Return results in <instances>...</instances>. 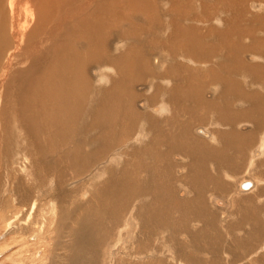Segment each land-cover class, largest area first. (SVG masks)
I'll use <instances>...</instances> for the list:
<instances>
[{
    "label": "bare ground",
    "instance_id": "6f19581e",
    "mask_svg": "<svg viewBox=\"0 0 264 264\" xmlns=\"http://www.w3.org/2000/svg\"><path fill=\"white\" fill-rule=\"evenodd\" d=\"M263 76L264 0H0L2 219L49 264H264Z\"/></svg>",
    "mask_w": 264,
    "mask_h": 264
},
{
    "label": "rangeland",
    "instance_id": "374dc122",
    "mask_svg": "<svg viewBox=\"0 0 264 264\" xmlns=\"http://www.w3.org/2000/svg\"><path fill=\"white\" fill-rule=\"evenodd\" d=\"M197 136L201 137L198 134H197ZM201 138H203V137H201ZM258 148L261 150L260 147H258ZM8 193L9 192H6V194L4 196V199L7 197ZM10 197H11V194H10ZM10 197L8 198V200L10 199ZM15 207H17L16 204H15ZM212 207L216 208V207L213 206V204H212ZM17 208H18V210L23 212L19 207H17ZM9 211L7 212L5 221L2 219V216L4 215V213H3V211H0V264H26L23 261L19 260V258H20L19 256H14V253L18 252L22 248H27V252H29V254H27L25 256H24V253L22 254L23 255V259L28 261L29 264H49V260H48V254L49 253H48V251L50 252L51 248H52L51 247V245L53 243L52 236H50L48 234H46L45 236H42V237L40 236V240L36 244L37 246H34L31 243H28V244L26 243L25 245H23V243H25V242L24 241L22 242V240H20V239L15 240L16 237H19V236H17L16 234H13L14 230L11 231V229H14V226H15V223H16V219L12 217V214L9 213ZM12 211L16 212L15 210H12ZM17 214L19 216L20 212L17 213ZM23 239H25V238H23ZM22 245H23V247H22ZM37 247H42V248L46 249V251H47V257L43 261H39V260H37L34 257V252H36V250H37L36 248ZM221 251H223V252L220 253V258H218L217 256H215L213 254H209V255L206 254L204 256V260L207 263L209 261V262H216V263H221L222 262L223 264H225V263L226 264H228V263L232 264V260L230 262L226 261L225 257H224L225 254H227V253L232 255L228 251V249L224 248ZM193 253L196 255V257L200 256V254H198L196 252H193ZM209 256H210V258H209ZM182 262H184V261H182ZM184 263H187V262H184Z\"/></svg>",
    "mask_w": 264,
    "mask_h": 264
},
{
    "label": "clouds",
    "instance_id": "9594fccd",
    "mask_svg": "<svg viewBox=\"0 0 264 264\" xmlns=\"http://www.w3.org/2000/svg\"><path fill=\"white\" fill-rule=\"evenodd\" d=\"M217 23L221 27L223 26L220 21H217ZM124 49H125V44L122 41H119L118 43L115 44L113 53L116 55H119L120 52L123 51ZM101 73H104V74H101ZM93 74L97 77V79L95 80V85L97 87H110L112 83L110 77L119 78V74L116 71L115 67L108 66V65L97 68V70H95ZM156 114L163 116V113H156Z\"/></svg>",
    "mask_w": 264,
    "mask_h": 264
},
{
    "label": "flooded vegetation",
    "instance_id": "af4514ba",
    "mask_svg": "<svg viewBox=\"0 0 264 264\" xmlns=\"http://www.w3.org/2000/svg\"><path fill=\"white\" fill-rule=\"evenodd\" d=\"M255 6H256V5H254L253 7H255ZM263 78H264V76H263ZM247 87H248V89H249L250 91H260L261 93L264 94V92H263L260 88H258V85H254V84L248 82V83H247ZM246 89H247V88H246Z\"/></svg>",
    "mask_w": 264,
    "mask_h": 264
}]
</instances>
